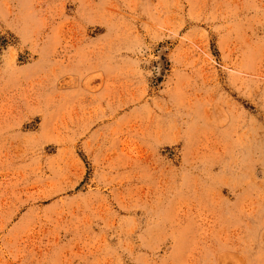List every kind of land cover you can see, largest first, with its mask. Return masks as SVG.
I'll list each match as a JSON object with an SVG mask.
<instances>
[{"label": "rangeland", "instance_id": "obj_1", "mask_svg": "<svg viewBox=\"0 0 264 264\" xmlns=\"http://www.w3.org/2000/svg\"><path fill=\"white\" fill-rule=\"evenodd\" d=\"M0 264H264V0H0Z\"/></svg>", "mask_w": 264, "mask_h": 264}]
</instances>
